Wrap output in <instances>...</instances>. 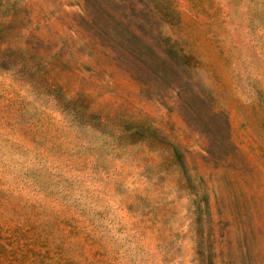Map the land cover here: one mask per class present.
Wrapping results in <instances>:
<instances>
[{"label": "rangeland", "instance_id": "rangeland-1", "mask_svg": "<svg viewBox=\"0 0 264 264\" xmlns=\"http://www.w3.org/2000/svg\"><path fill=\"white\" fill-rule=\"evenodd\" d=\"M0 264H264V0H0Z\"/></svg>", "mask_w": 264, "mask_h": 264}]
</instances>
